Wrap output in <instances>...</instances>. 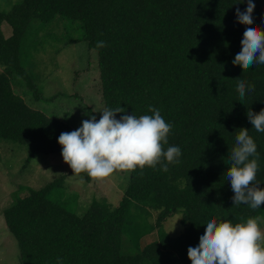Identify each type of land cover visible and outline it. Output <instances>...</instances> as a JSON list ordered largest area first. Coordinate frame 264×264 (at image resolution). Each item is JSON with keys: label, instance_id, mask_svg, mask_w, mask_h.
Masks as SVG:
<instances>
[{"label": "trees", "instance_id": "1", "mask_svg": "<svg viewBox=\"0 0 264 264\" xmlns=\"http://www.w3.org/2000/svg\"><path fill=\"white\" fill-rule=\"evenodd\" d=\"M254 2V23L264 28V0ZM237 8L245 11L247 0H20L9 11L0 10V24L11 26L9 37L0 28V139L29 146L27 160L38 153L62 154L58 138L72 131L62 119L31 107L17 80L40 99L22 66L20 44L31 20L56 16L78 21L83 40L96 50L104 109L121 106L137 117L152 115L149 106L158 109L173 125L165 150L174 145L182 151L181 163L169 164L167 172L160 165L128 172L113 207L102 199L92 200L82 214L66 209L49 197L63 183L62 175L40 188L28 187L2 210L17 241L19 264H57L58 257L63 264H192L188 248L198 245L209 221L238 223L264 213V205L255 210L234 205L226 178L229 149L247 128L259 154L254 184L264 188V133L247 116L264 109V64L243 70L232 63L248 27L237 22ZM98 41L107 46L98 48ZM239 80L255 85L243 102L236 91ZM88 111L91 119L95 114ZM135 201L157 215L131 233L133 241L154 230L159 237L126 254L123 235L141 224L128 218ZM178 210L184 229L168 236L163 221Z\"/></svg>", "mask_w": 264, "mask_h": 264}, {"label": "rangeland", "instance_id": "2", "mask_svg": "<svg viewBox=\"0 0 264 264\" xmlns=\"http://www.w3.org/2000/svg\"><path fill=\"white\" fill-rule=\"evenodd\" d=\"M20 0H0V10L7 12ZM0 28L5 37L11 35V26L2 22ZM80 23L70 18L56 16L50 21L31 20L21 40L20 58L24 69L33 80L39 100L32 97V90L25 87L22 93L31 107L39 108L49 116L67 122L72 131L90 119L89 109L100 119L104 110L100 96L97 52L83 40ZM3 66L0 65V73ZM29 146L12 140L0 139V264H19V250L15 237L7 229L2 210L16 198L27 194V188H40L63 176L64 180L52 190L49 197L66 209L82 214L92 200L104 199L113 207L118 204L128 182V172L117 171L104 180H87L84 173L75 175L65 163L62 154L38 153L27 160ZM87 175V174H86ZM88 176V175H87ZM144 202L135 201L128 218L140 225L124 233L122 252L136 253L159 237L157 230L147 232L137 243L131 233L144 228L146 222L154 223L156 211ZM150 213V214H149ZM264 218V213L260 215ZM182 211L178 210L163 221L162 231L168 236L179 235ZM131 226V225H129ZM264 230V224L261 225Z\"/></svg>", "mask_w": 264, "mask_h": 264}, {"label": "clouds", "instance_id": "3", "mask_svg": "<svg viewBox=\"0 0 264 264\" xmlns=\"http://www.w3.org/2000/svg\"><path fill=\"white\" fill-rule=\"evenodd\" d=\"M244 0H241L243 3ZM254 0H247L245 11L236 9L237 22L248 27L243 33L241 50L232 61L247 70L254 64H264V28L254 23ZM98 48L106 47L98 41ZM255 85L239 80L236 91L243 102ZM152 115L128 114L125 108H105L97 120L82 121V126L71 132H63L58 138L62 156L75 175L86 173L93 180H104L117 171L132 172L146 166L167 172L169 164H180L179 146H168V136L173 125L167 123L161 112L149 106ZM123 114L117 118V114ZM250 123L257 132L264 133V109L259 113L247 112ZM235 146L229 149L225 161L230 167L226 178L234 192V205H248L255 210L264 205V188L256 181L259 170V154L249 129L241 128L235 137ZM166 161V162H165ZM264 218L250 217L241 222L211 220L195 247L188 248L192 264H264ZM57 264H63L57 258Z\"/></svg>", "mask_w": 264, "mask_h": 264}, {"label": "crops", "instance_id": "4", "mask_svg": "<svg viewBox=\"0 0 264 264\" xmlns=\"http://www.w3.org/2000/svg\"><path fill=\"white\" fill-rule=\"evenodd\" d=\"M88 179H89V178H88ZM88 179H87V180H88Z\"/></svg>", "mask_w": 264, "mask_h": 264}]
</instances>
